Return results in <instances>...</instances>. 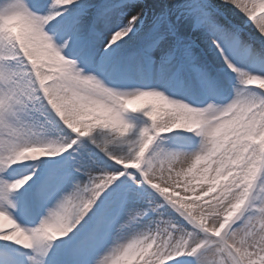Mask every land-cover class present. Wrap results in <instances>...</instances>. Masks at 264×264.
<instances>
[{"label":"snow or ice","instance_id":"snow-or-ice-1","mask_svg":"<svg viewBox=\"0 0 264 264\" xmlns=\"http://www.w3.org/2000/svg\"><path fill=\"white\" fill-rule=\"evenodd\" d=\"M0 264H264V0H0Z\"/></svg>","mask_w":264,"mask_h":264}]
</instances>
